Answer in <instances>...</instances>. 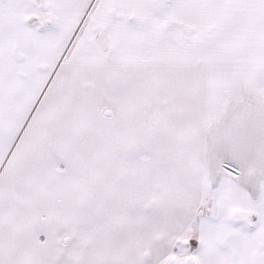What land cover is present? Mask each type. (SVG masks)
<instances>
[{
    "label": "snow or ice",
    "instance_id": "6c2138e0",
    "mask_svg": "<svg viewBox=\"0 0 264 264\" xmlns=\"http://www.w3.org/2000/svg\"><path fill=\"white\" fill-rule=\"evenodd\" d=\"M0 264H264V0H0Z\"/></svg>",
    "mask_w": 264,
    "mask_h": 264
}]
</instances>
